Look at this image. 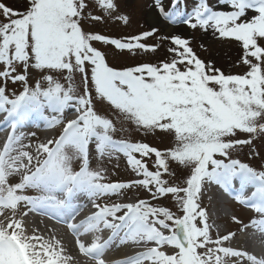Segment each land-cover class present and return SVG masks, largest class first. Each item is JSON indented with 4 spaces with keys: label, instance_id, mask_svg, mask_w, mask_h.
Wrapping results in <instances>:
<instances>
[{
    "label": "snow or ice",
    "instance_id": "1",
    "mask_svg": "<svg viewBox=\"0 0 264 264\" xmlns=\"http://www.w3.org/2000/svg\"><path fill=\"white\" fill-rule=\"evenodd\" d=\"M155 2L173 25L236 42L244 71L226 74L181 35L161 38L169 46L156 63L113 67L97 42L133 56L159 47L143 42L155 29L122 39L86 30L128 25L117 0H24L22 10L0 0V127L11 129L0 147V264H71L54 232H29L30 213L66 223L94 264H264V255L233 244L249 234L264 242V166L234 157L245 147L260 157L256 142L264 141V0H216L215 8L197 0L191 11L183 0L167 11ZM36 121L58 135L24 143L36 133L21 129ZM128 131L160 135L168 146L117 135ZM121 155L135 178L110 180L104 162ZM206 185L257 216L232 215L236 229L221 234L202 204ZM134 188L150 199L108 202ZM81 196L94 211L75 222ZM165 198L175 211L153 203ZM121 246L144 250L104 258Z\"/></svg>",
    "mask_w": 264,
    "mask_h": 264
},
{
    "label": "rangeland",
    "instance_id": "2",
    "mask_svg": "<svg viewBox=\"0 0 264 264\" xmlns=\"http://www.w3.org/2000/svg\"><path fill=\"white\" fill-rule=\"evenodd\" d=\"M6 4L9 6L22 10L24 7V0H4ZM120 5V9L122 12L127 13L130 16V23L128 25H124L122 23H115L112 21L106 23L96 24L94 27H89L86 25V30H92L99 32L101 34L107 35L111 38H125L131 37L134 35L142 34L152 27L156 29L157 32L152 36L146 38L143 42L148 45H159L157 51L155 53H144L138 52L137 55L133 56L128 52H121L116 50L113 46L103 45L99 42L96 43V47L101 49L106 53L107 60L109 64L113 67L122 68L126 66H134L140 62H152L156 63L157 61L164 59L167 56V47L169 46V41L161 40L164 36L171 35H181L182 38H187L191 41V46L194 51L205 61H211L218 68H221L226 74L227 73H242L244 68L238 66L239 57L241 55L240 49L236 42H231L228 40H221L214 37L211 32H202L200 30H192L185 25L182 24H169L166 21L162 22L159 19V7L154 5L152 0H117ZM214 8L215 5H212ZM99 10H97L98 12ZM158 13V14H157ZM148 14H152L158 17L159 21L156 23H150L148 21ZM165 28H168V32L165 31ZM79 82L77 78V83ZM9 87H12L9 85ZM71 118H73L71 116ZM127 128L128 125H125ZM118 137L129 138L135 141H143L147 142L152 146H156L158 148H165L168 146V141L166 138H163L160 135H149L144 136L140 132L128 131L117 134ZM51 137H53L51 135ZM35 143L38 141V137L36 139L33 138ZM256 148L260 152V157L249 158V149L247 147L243 148L241 151L234 154L235 158L241 159L243 162L250 163L252 166L257 167L258 169L264 166V141L257 140ZM118 165V167H117ZM95 167V162L93 163ZM104 167L107 168L108 179L113 181H125L130 179V172L124 161H122V155L118 160H112L111 162L105 161ZM136 190L133 193V189L131 191H126L123 195V198H144L150 199L149 194L142 189H134ZM126 201V200H124ZM153 203H158L160 205H166L170 208L175 207L171 198H165L160 201H154ZM203 204V203H202ZM205 207V205L203 204ZM207 207V206H206ZM224 216L231 215L232 212H241L242 209L238 207H232L228 209L227 207L219 208ZM245 212V211H244ZM220 231L232 230L235 228L233 224H218ZM32 229L37 231V234L43 235L47 238L48 234L44 230L40 229L38 226H33ZM60 239L62 242L64 241L62 235L56 237ZM66 242L70 244L69 239L64 237ZM69 255L73 257L71 264H81L79 259H77L76 253L67 251Z\"/></svg>",
    "mask_w": 264,
    "mask_h": 264
},
{
    "label": "bare ground",
    "instance_id": "3",
    "mask_svg": "<svg viewBox=\"0 0 264 264\" xmlns=\"http://www.w3.org/2000/svg\"><path fill=\"white\" fill-rule=\"evenodd\" d=\"M148 21L150 22V23H156V21H157V18H156V16H154V15H152V14H148ZM168 28H165V31L166 32H168ZM46 139V138H45ZM210 198L211 199H215L216 198V196H210ZM218 201H221V199H219V197H218ZM220 203V202H219ZM172 210L173 211H175L176 209H175V207H173L172 208ZM218 212V211H217ZM37 225H39V226H41L42 228H44V231H46L47 233H48V236L50 235V229L47 227V226H45L43 223H40V222H37ZM40 228V227H39ZM29 232L31 233V231L29 230ZM63 237V236H62ZM63 239H64V241L62 242L63 243V245H64V247L67 249V251H69V252H75V249H74V247L72 246V245H70L68 242H66V239L63 237ZM243 244V246L244 247H246L250 252H252V253H254V254H256L258 257L259 256H261V254L259 253V252H257V251H255V250H253V249H251V245H250V243L247 241V240H244V239H239V240H236V241H234L233 242V244L234 245H239V244ZM125 248H128V246H121V247H119V248H115V247H113L112 249H110V250H116V251H122L121 253H119V254H116V255H118V257L119 258H124L125 256H124V254H125V252L123 251ZM111 258H114V257H112L111 256ZM118 258V259H119Z\"/></svg>",
    "mask_w": 264,
    "mask_h": 264
}]
</instances>
